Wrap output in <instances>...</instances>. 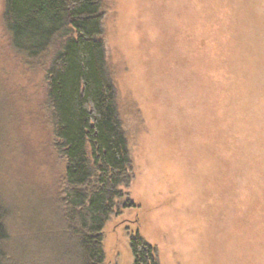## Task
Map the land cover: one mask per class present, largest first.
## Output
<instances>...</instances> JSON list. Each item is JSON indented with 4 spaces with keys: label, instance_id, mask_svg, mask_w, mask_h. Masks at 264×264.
I'll return each mask as SVG.
<instances>
[{
    "label": "rangeland",
    "instance_id": "obj_1",
    "mask_svg": "<svg viewBox=\"0 0 264 264\" xmlns=\"http://www.w3.org/2000/svg\"><path fill=\"white\" fill-rule=\"evenodd\" d=\"M99 3L134 205L107 221L104 264H132L137 232L158 264H264V0ZM3 11L0 0L4 248L14 264H70L45 74L13 52Z\"/></svg>",
    "mask_w": 264,
    "mask_h": 264
},
{
    "label": "trees",
    "instance_id": "obj_2",
    "mask_svg": "<svg viewBox=\"0 0 264 264\" xmlns=\"http://www.w3.org/2000/svg\"><path fill=\"white\" fill-rule=\"evenodd\" d=\"M101 16L99 0H4L11 49L45 74L52 150L63 165L54 201L76 257L62 246L59 260L70 264H104L107 221L119 207H134L126 200L131 173L106 71ZM8 210L0 199V264H14L4 248L12 228ZM129 247L132 264H158L139 232Z\"/></svg>",
    "mask_w": 264,
    "mask_h": 264
}]
</instances>
